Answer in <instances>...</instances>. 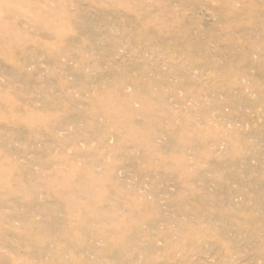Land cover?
Returning a JSON list of instances; mask_svg holds the SVG:
<instances>
[{
    "label": "rangeland",
    "instance_id": "1",
    "mask_svg": "<svg viewBox=\"0 0 264 264\" xmlns=\"http://www.w3.org/2000/svg\"><path fill=\"white\" fill-rule=\"evenodd\" d=\"M0 264H264V0H0Z\"/></svg>",
    "mask_w": 264,
    "mask_h": 264
}]
</instances>
